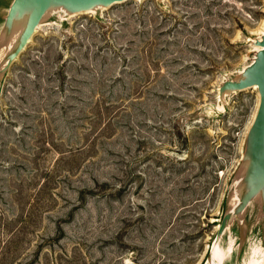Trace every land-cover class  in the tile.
<instances>
[{
	"label": "rangeland",
	"instance_id": "rangeland-1",
	"mask_svg": "<svg viewBox=\"0 0 264 264\" xmlns=\"http://www.w3.org/2000/svg\"><path fill=\"white\" fill-rule=\"evenodd\" d=\"M263 31L264 0L48 13L0 74V264H264L258 198L212 242L258 100L218 87Z\"/></svg>",
	"mask_w": 264,
	"mask_h": 264
},
{
	"label": "water",
	"instance_id": "water-1",
	"mask_svg": "<svg viewBox=\"0 0 264 264\" xmlns=\"http://www.w3.org/2000/svg\"><path fill=\"white\" fill-rule=\"evenodd\" d=\"M121 1L124 0H11L1 30L4 40L14 33L16 35L1 59L0 74L18 57L48 13L62 10L67 14H76L109 7ZM253 44L258 49L252 61L235 78L225 79L218 87L220 99L232 92L255 87L258 103L244 139L239 163L242 170L237 176L234 175L235 202L224 212L212 242L222 237L229 223L239 219L254 199H259L260 210L264 215V31L259 38L254 39ZM212 258L213 255L209 253L211 261Z\"/></svg>",
	"mask_w": 264,
	"mask_h": 264
},
{
	"label": "bare ground",
	"instance_id": "bare-ground-1",
	"mask_svg": "<svg viewBox=\"0 0 264 264\" xmlns=\"http://www.w3.org/2000/svg\"><path fill=\"white\" fill-rule=\"evenodd\" d=\"M39 26V25H38ZM37 26V27H38ZM262 30V29H261ZM259 32V31H258ZM261 33V32H260ZM263 33V32H262ZM10 43V42H9ZM258 48V47H257ZM252 88V87H251ZM255 87H253V89H254ZM257 103H258V100H257ZM257 106V105H256ZM215 245H216V242H215V244H214V250H213V253H212V255H213V257L215 256L216 257V259H219L220 261H222V254H220V252L218 251V250H216L217 249V247H215ZM264 248V247H263ZM232 246L230 245L229 247H228V252L230 251V254L232 253ZM250 251H251V254L254 256V257H256L257 255L258 256H260V259H261V262H263V257H264V252L262 251V250H259V247L258 246H254V245H252L251 247H250Z\"/></svg>",
	"mask_w": 264,
	"mask_h": 264
}]
</instances>
